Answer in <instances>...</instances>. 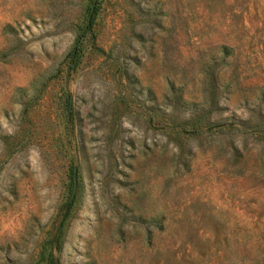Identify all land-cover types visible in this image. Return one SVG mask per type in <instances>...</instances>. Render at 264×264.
I'll use <instances>...</instances> for the list:
<instances>
[{"label": "rangeland", "instance_id": "obj_1", "mask_svg": "<svg viewBox=\"0 0 264 264\" xmlns=\"http://www.w3.org/2000/svg\"><path fill=\"white\" fill-rule=\"evenodd\" d=\"M92 2L0 0V264H264V0Z\"/></svg>", "mask_w": 264, "mask_h": 264}, {"label": "water", "instance_id": "obj_2", "mask_svg": "<svg viewBox=\"0 0 264 264\" xmlns=\"http://www.w3.org/2000/svg\"><path fill=\"white\" fill-rule=\"evenodd\" d=\"M94 4H95V0H93L92 4L90 6L87 19L85 20V23H84L83 27L81 28V33L86 29V27L90 23V20H91V17H92V13H93V10H94ZM73 181H74L73 188L75 189V186H76V176H75V173H74V176H73Z\"/></svg>", "mask_w": 264, "mask_h": 264}]
</instances>
